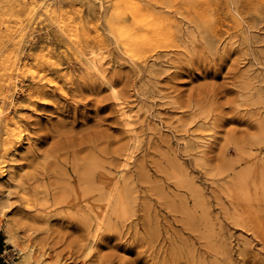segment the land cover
Returning <instances> with one entry per match:
<instances>
[{"label":"rangeland","instance_id":"rangeland-1","mask_svg":"<svg viewBox=\"0 0 264 264\" xmlns=\"http://www.w3.org/2000/svg\"><path fill=\"white\" fill-rule=\"evenodd\" d=\"M17 1L0 20V86L15 76L0 110L23 130L0 175L20 178L0 264L21 248L31 264H264V0ZM18 52L21 72L3 62ZM40 86L46 102L27 108ZM85 167L94 188L123 190L93 245Z\"/></svg>","mask_w":264,"mask_h":264},{"label":"bare ground","instance_id":"bare-ground-1","mask_svg":"<svg viewBox=\"0 0 264 264\" xmlns=\"http://www.w3.org/2000/svg\"><path fill=\"white\" fill-rule=\"evenodd\" d=\"M23 1V0H22ZM33 1V0H32ZM39 1V0H38ZM166 1V0H165ZM20 2V1H19ZM26 2V1H25ZM31 3V2H30ZM29 3V4H30ZM52 3V2H51ZM20 3H18V1L17 0H0V20L2 19V18H7V19H9V22L11 21V19H16L17 18V16H19V13H18V9H17V5H19ZM28 4V3H27ZM43 4H45V5H47V3H43ZM31 5V4H30ZM33 5H34V3H33ZM32 5V6H33ZM54 5H56L55 4V2H54ZM31 6V7H32ZM35 6V5H34ZM38 7V6H37ZM48 7V6H47ZM50 7H51V4H50ZM49 7V8H50ZM53 7V6H52ZM21 8V7H20ZM20 8H19V11H20ZM29 8V7H28ZM33 8V7H32ZM31 8V9H32ZM54 8V7H53ZM52 8V9H53ZM56 8V7H55ZM36 9V8H35ZM44 9H46V8H44ZM61 9V8H60ZM33 10V9H32ZM49 10V9H48ZM59 10V9H58ZM28 11V10H27ZM31 11V10H30ZM44 11H46L47 12V10H44ZM54 11L55 12H58V11H56L55 9H54ZM53 10H52V12H54ZM21 12V11H20ZM49 12V11H48ZM54 12V13H55ZM38 14V13H37ZM40 14V13H39ZM52 14V13H51ZM57 13H55V15H56ZM59 14H61L60 12H59ZM59 14H57V15H59ZM32 15H33V13L32 12H29V14L27 15V20H31L32 19ZM54 17H52L53 18V20H52V22H54V23H56L57 25H58V27H59V29H60V32L62 33V30H64V27L61 25V23L62 22H64V21H62L61 19H60V17L59 18H57L54 14H52ZM51 15V16H52ZM62 16H63V14H61ZM60 16V15H59ZM26 17V16H25ZM70 17V16H69ZM164 17H166V16H164ZM168 17V16H167ZM167 17H166V19H167ZM169 18V17H168ZM41 19V18H40ZM75 19V18H74ZM21 20V19H20ZM65 20V19H64ZM66 20H69V18H67ZM65 20V21H66ZM71 20V19H70ZM36 21V20H35ZM170 21H171V18H170ZM13 22V21H12ZM22 22V21H21ZM15 23H17V22H15ZM20 23V22H19ZM77 23V22H76ZM75 23V24H76ZM26 24H28V21L26 22ZM32 24V23H31ZM67 24V23H66ZM42 25V24H41ZM71 26H72V24H71ZM71 26H69V27H71ZM78 27H79V25H78ZM117 27V26H116ZM74 27H72V29H73ZM81 28V27H80ZM79 28V29H80ZM38 30V29H37ZM69 29H67V31H68ZM71 30V29H70ZM69 30V31H70ZM73 31V30H72ZM72 31H70L69 33H70V35H71V32ZM65 32H66V30H65ZM67 33V32H66ZM74 33H75V30H74ZM79 33V32H78ZM10 34V33H9ZM63 34V33H62ZM65 34V33H64ZM73 34V33H72ZM75 34H77V32L75 33ZM80 34V33H79ZM67 35H68V33H67ZM70 35H68V36H70ZM12 36V35H11ZM66 36V35H65ZM77 36H78V34H77ZM72 37H74V35L72 36ZM72 37H70L71 39H72ZM82 37V36H81ZM10 39L9 40H11V37H9ZM71 39H69L70 41H71V43H72V40ZM81 39V38H80ZM74 40H75V38H74ZM77 40H78V38H77ZM21 41V40H20ZM69 41V42H70ZM74 42V41H73ZM77 42V41H76ZM75 43V42H74ZM21 45H22V43H21ZM18 47H19V45H18ZM21 47V46H20ZM74 47H75V45H74ZM69 49V48H68ZM71 49V48H70ZM42 50V49H41ZM44 51V50H43ZM20 52V51H19ZM16 53V55L14 54V57H13V55H11V57L10 58H8V59H5V60H3V62H4V64L5 63H9L10 62V65L12 64V66L13 67H15L14 69L15 70H20V53ZM9 53H11L10 51H9ZM42 54V53H41ZM43 54H45V53H43ZM46 55V54H45ZM50 55V54H49ZM10 56V55H9ZM37 56V55H36ZM40 56V55H39ZM6 57V56H5ZM41 57V56H40ZM47 57V56H46ZM7 58V57H6ZM47 60V59H46ZM51 60V59H50ZM39 61H40V59H39ZM53 61V60H52ZM52 61H51V63H52ZM22 62H23V60H22ZM36 62V61H35ZM34 62V63H35ZM41 62V61H40ZM42 63V62H41ZM39 64V63H38ZM49 64H50V62H49ZM53 64L55 65V66H57V67H59L58 65H56L57 63H56V61H54L53 62ZM86 65L88 66V67H90V68H92V69H98V67L99 66H97V64H96V62H94L93 60H91L90 58H86ZM7 66H9V65H7ZM38 66V65H37ZM39 66H41V65H39ZM38 66V67H39ZM21 67H23V66H21ZM25 67V66H24ZM11 68V67H10ZM46 68V67H45ZM23 69V68H22ZM35 69H37V67L35 68ZM12 70V69H11ZM41 70V69H40ZM44 70V69H43ZM42 70V71H43ZM13 71V70H12ZM28 71V70H27ZM41 71V72H42ZM47 71V70H46ZM45 71V72H46ZM98 71V70H97ZM20 72H21V70H20ZM22 72H24V71H22ZM35 72V71H34ZM96 72V71H95ZM14 72H12V74H13ZM16 73V72H15ZM18 73V72H17ZM25 73V72H24ZM23 73V74H24ZM36 73H37V70H36ZM40 73V72H39ZM43 74H44V71L42 72ZM35 74V73H34ZM41 74V73H40ZM43 74H41V75H43ZM9 75H10V73H9ZM39 75V74H38ZM13 76V75H12ZM20 76V75H19ZM40 76V75H39ZM13 77H15V76H13ZM13 77H11V75H10V77H8L7 76V81L4 79L3 81H6V83L5 82H2V84H1V86H0V90H1V93H0V102L2 101L3 102V104L4 103H7V102H12V100H13V98H12V96L13 95H11V93L13 92V86L10 84V82H9V79L10 78H13ZM42 77V76H41ZM16 79H17V77H16ZM12 80V79H11ZM18 80V79H17ZM12 81H14V79L12 80ZM36 81V80H35ZM13 85H14V83H13ZM41 85V84H40ZM14 87H16V86H14ZM113 88V89H112ZM111 88V90H114V94L116 93L115 92V89H114V87H112ZM16 89V88H15ZM13 94V93H12ZM46 93H45V91L43 90V88L40 86V87H37L35 90H33V92H32V94L30 95V96H28V98L26 99V101H27V108H29V109H35L36 108V106L38 105V104H41V103H45L46 102ZM123 103V102H122ZM8 104V103H7ZM10 104V103H9ZM121 105V104H120ZM6 110L7 109H3L2 111L0 110V175L3 173V169L4 168H6V167H8L9 166V164H12V159H10V155H11V153L13 152V147L15 146L14 145V143H16V141L18 142V141H21L23 138V130L21 129V126L19 125V123H18V121H16L17 119H15V118H13V115L11 116V117H8L9 115L7 114L8 112H6ZM127 110V109H126ZM126 110H124L123 109V116H124V118H125V120L127 121V124L128 125H132V123H131V116L132 115H130V114H128V113H130V112H127ZM7 114V115H6ZM19 118V117H18ZM20 118H21V116H20ZM19 118V119H20ZM22 123V122H21ZM134 125V124H133ZM132 125V126H133ZM130 157V156H129ZM128 167V166H127ZM81 174H80V181H81V183L83 184V187H82V192L83 193H93V192H95L96 190L95 189H99L98 187H93V183H94V181H95V178H93V176H94V171H93V168L91 167V168H84V170H82L81 172H80ZM102 179V181H107V178L105 177H102L101 178ZM112 180V179H111ZM19 182H20V178H19V176L18 175H16V174H14V175H12V181L9 183V184H2V183H0V224L1 223H3V225H5L6 226V230H7V233H6V236H7V239H6V241H8V242H12V244H13V242H14V240H16L15 239V234L13 233V231L11 230V223L9 222V221H5V217H6V213H5V208H6V201H8L9 200V197L11 196V194H12V189H13V187H14V185H17V184H19ZM116 183V185L118 184V182H115ZM88 184V185H87ZM241 186L243 185L242 183H239ZM109 185V186H108ZM108 185L107 186H104L103 188H100L99 190H100V192L98 191V193H99V203L95 206V209H100L101 210V212H100V214H99V222L97 223L98 225H97V227L95 228V229H93V231H92V241H91V244L93 245L98 239H99V236H100V233H101V231L103 230V218H108V216H111V214H116V215H119V216H122L123 215V204H121L120 203V200H121V198H123V190H119L118 192H116L117 191V188H115L114 189V186H116V185H114V186H112L113 184L111 183V182H109L108 183ZM236 185V184H235ZM239 186V185H238ZM237 185L235 186L236 187V189L235 190H237V187H238ZM244 186V185H243ZM249 186V185H248ZM250 188V187H249ZM242 189H244V190H242V192H240V193H244V191L245 190H248V189H246V188H242ZM96 191V192H97ZM238 192H239V188H238V190H237ZM236 191V192H237ZM95 192V193H96ZM237 192V193H238ZM247 191H245V193H246ZM250 192V191H249ZM248 192V193H249ZM248 193H246V194H248ZM245 195V194H244ZM243 195V196H244ZM250 195L251 194H249V197H250ZM240 195H238V196H236V198L237 197H239ZM242 196V197H243ZM247 195H245L244 196V198H249L248 196L246 197ZM255 197V196H254ZM240 199L241 198H238V201H239V204H238V209H240V210H242V211H245V210H248V209H250V206H249V204H246L245 202H243V201H241L240 202ZM261 199V198H260ZM242 200V199H241ZM259 200V199H258ZM116 201H117V203H116ZM237 201V202H238ZM245 201H247V200H245ZM248 201H249V199H248ZM9 203H10V201H9ZM117 204V206L116 205H114V204ZM249 203V202H248ZM11 204V203H10ZM114 206H116V207H114ZM113 207L114 208H116V210H113ZM253 209V208H252ZM115 211V212H114ZM253 212H254V209L252 210ZM252 211H250V212H252ZM114 212V213H113ZM246 212V211H245ZM248 212V211H247ZM8 213V212H7ZM248 214V213H247ZM246 214V215H247ZM108 215V216H107ZM250 215V214H249ZM251 215H253V214H251ZM255 215V214H254ZM259 215H261V214H259ZM253 219V218H252ZM260 220H261V218H260ZM263 220H264V218H263ZM257 221V220H256ZM256 221H254V222H256ZM262 221V220H261ZM5 222V223H4ZM259 223V222H258ZM263 224V223H262ZM260 225H261V223H260ZM259 225V226H260ZM96 226V225H95ZM262 228V227H261ZM260 229V228H259ZM262 230V229H261ZM15 244V243H14ZM95 246V245H94ZM8 251V250H7ZM21 254H22V256H21V258L18 260V261H16L15 262V264H31V260H32V254H31V251H28V250H25L24 248H21ZM89 254V253H88Z\"/></svg>","mask_w":264,"mask_h":264},{"label":"built area","instance_id":"built-area-1","mask_svg":"<svg viewBox=\"0 0 264 264\" xmlns=\"http://www.w3.org/2000/svg\"><path fill=\"white\" fill-rule=\"evenodd\" d=\"M4 253H6L7 252V250L6 249H4V251H3ZM15 256V255H14ZM0 257H3V255H1ZM3 263L4 264H9V260L7 259V258H4V260H3Z\"/></svg>","mask_w":264,"mask_h":264},{"label":"trees","instance_id":"trees-1","mask_svg":"<svg viewBox=\"0 0 264 264\" xmlns=\"http://www.w3.org/2000/svg\"><path fill=\"white\" fill-rule=\"evenodd\" d=\"M1 246H3V237L0 235V249L2 248Z\"/></svg>","mask_w":264,"mask_h":264}]
</instances>
